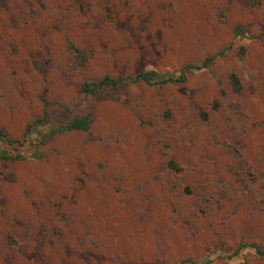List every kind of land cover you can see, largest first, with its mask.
I'll return each mask as SVG.
<instances>
[{"label":"rangeland","instance_id":"374dc122","mask_svg":"<svg viewBox=\"0 0 264 264\" xmlns=\"http://www.w3.org/2000/svg\"><path fill=\"white\" fill-rule=\"evenodd\" d=\"M263 34L264 0H0V264H264Z\"/></svg>","mask_w":264,"mask_h":264},{"label":"trees","instance_id":"16d2710c","mask_svg":"<svg viewBox=\"0 0 264 264\" xmlns=\"http://www.w3.org/2000/svg\"><path fill=\"white\" fill-rule=\"evenodd\" d=\"M257 40L261 41L264 43V34L260 35L257 37ZM73 49V48H72ZM74 52H77V50L73 49ZM212 59L207 58L203 62H201L199 65L196 66H186L182 69V71L178 75L174 74H168V73H159L156 71H141L134 76H120L116 78H112L109 76H104L102 79H100L97 82L93 83H85L83 86V90L86 94L92 95L96 91H99L101 89H106V88H118L124 83L127 82H132V83H140L143 82L147 85H156V86H164L168 84H179L184 81V75L183 72L185 70H190V71H201L205 68H207ZM49 121V116L47 112H43L42 117L39 119H35L31 125L28 127L26 131V135L32 134V132H37L40 138H45V137H51L56 134H63L66 132L70 131H82V132H87L89 130V123L88 119L86 117L83 118H73L69 120L65 125L58 126L56 128H51L48 129L47 133L43 135L40 133L39 128L45 125V123H48ZM0 139H6L8 145H21L22 141L20 140H8L7 135L0 131ZM21 157L19 155L17 156H8L7 152H0V160L2 161H10V160H18ZM168 166L175 170L178 171V168L174 166L173 162L170 161L168 162ZM259 256L264 258V252L257 251L256 252Z\"/></svg>","mask_w":264,"mask_h":264}]
</instances>
